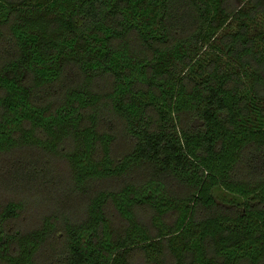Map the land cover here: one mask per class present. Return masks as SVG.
<instances>
[{
    "label": "trees",
    "instance_id": "obj_1",
    "mask_svg": "<svg viewBox=\"0 0 264 264\" xmlns=\"http://www.w3.org/2000/svg\"><path fill=\"white\" fill-rule=\"evenodd\" d=\"M0 264H264V0H0Z\"/></svg>",
    "mask_w": 264,
    "mask_h": 264
},
{
    "label": "rangeland",
    "instance_id": "obj_2",
    "mask_svg": "<svg viewBox=\"0 0 264 264\" xmlns=\"http://www.w3.org/2000/svg\"><path fill=\"white\" fill-rule=\"evenodd\" d=\"M216 194H217L218 199L221 200L222 199V193L221 192H217Z\"/></svg>",
    "mask_w": 264,
    "mask_h": 264
}]
</instances>
